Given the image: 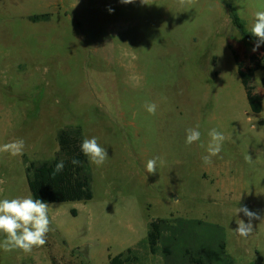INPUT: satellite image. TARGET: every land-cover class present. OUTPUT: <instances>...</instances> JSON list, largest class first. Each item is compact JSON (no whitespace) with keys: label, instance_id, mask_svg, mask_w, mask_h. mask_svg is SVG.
<instances>
[{"label":"rangeland","instance_id":"374dc122","mask_svg":"<svg viewBox=\"0 0 264 264\" xmlns=\"http://www.w3.org/2000/svg\"><path fill=\"white\" fill-rule=\"evenodd\" d=\"M146 3L0 0V145L25 142L22 156L0 153V200L31 194L25 161L57 159L65 127L80 126L108 153L103 166L90 163L93 200L50 204L46 245L0 249V264H110L130 248L139 258L131 264H167L144 243L158 219L218 224L235 264L264 259V104L251 112L230 48L245 69L253 56L264 66V50L252 51L228 8L250 30L264 0ZM41 15L48 20L33 22ZM263 81L256 72L252 85L264 97ZM196 125L201 141L186 145ZM212 128L225 140L204 164ZM155 157L164 164L150 174ZM239 207L261 217L247 238L233 232L238 219L248 222Z\"/></svg>","mask_w":264,"mask_h":264},{"label":"trees","instance_id":"16d2710c","mask_svg":"<svg viewBox=\"0 0 264 264\" xmlns=\"http://www.w3.org/2000/svg\"><path fill=\"white\" fill-rule=\"evenodd\" d=\"M228 8L233 25L245 41L256 44L257 38L247 29L246 23L233 7L228 5ZM48 17L41 15L33 17L32 20L42 22L47 21ZM262 46L264 50V44ZM230 49L250 110L254 114H260L263 111L264 97L255 91L252 81L256 72L264 70L262 57L253 56L251 58L253 66L245 69L239 61L238 54ZM84 138L80 126L65 127L58 133L60 153L57 159L38 166L25 161L27 184L33 198L41 199L49 205L87 203L93 200V171L88 158L80 151V144ZM73 158L80 161L79 165L71 163ZM61 160L65 164L64 170L53 176L55 165ZM226 240L227 232L218 224L183 219L174 221L158 219L150 223L144 243L151 254L156 255L161 252L167 264H235L225 251ZM137 261L139 258L133 248L110 258V264H131ZM263 262V258L259 256V263L254 261L250 264H263Z\"/></svg>","mask_w":264,"mask_h":264},{"label":"clouds","instance_id":"9594fccd","mask_svg":"<svg viewBox=\"0 0 264 264\" xmlns=\"http://www.w3.org/2000/svg\"><path fill=\"white\" fill-rule=\"evenodd\" d=\"M134 2L135 0H121V3L124 4ZM185 2L186 0H180L182 5ZM142 3L147 4L146 0H142ZM112 11L114 10L109 9V12ZM241 15H243V12H241ZM250 33L257 38L256 44L252 49L255 52L264 44V10H258L254 13ZM144 107L150 115L156 114L157 105L155 103H146ZM199 127V125H196V127L186 130V145H192L193 143L201 141ZM208 136L210 140L206 147L207 155L201 157L204 164H211L212 157L219 155L225 140L224 134L216 128L209 130ZM24 147L25 142L23 139H15L0 145V153H8L13 157L22 156L24 154ZM200 147L205 146L203 143H200ZM56 150L59 151L58 146ZM80 151L96 167L103 166L108 159L106 148L100 145L96 137L84 138L80 144ZM245 160L248 163L252 162L250 156H246ZM158 161L160 165L164 164V160L160 157L149 159L146 163V171L154 174L157 171ZM71 163L73 165H79L80 161L73 158ZM64 167L63 160L57 162L52 175L55 176L62 172ZM240 212L244 213L248 218V222L246 223L244 220L238 219L236 221L238 227L234 231H231L240 237L247 238L253 232L252 220L261 219V217L247 207L237 208L236 214ZM48 213L49 204L41 199L33 198L31 194L25 197L0 200V234L4 236V239L0 241V249L6 253L21 250L25 254H31L34 248L45 246L47 243V235L52 230Z\"/></svg>","mask_w":264,"mask_h":264},{"label":"crops","instance_id":"0c3cea01","mask_svg":"<svg viewBox=\"0 0 264 264\" xmlns=\"http://www.w3.org/2000/svg\"><path fill=\"white\" fill-rule=\"evenodd\" d=\"M263 261H264V259H263ZM263 264H264V262H263Z\"/></svg>","mask_w":264,"mask_h":264}]
</instances>
